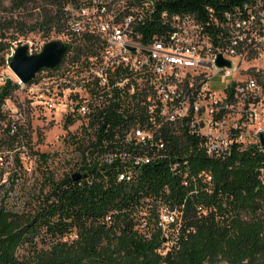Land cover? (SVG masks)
Returning <instances> with one entry per match:
<instances>
[{
	"label": "built area",
	"instance_id": "obj_1",
	"mask_svg": "<svg viewBox=\"0 0 264 264\" xmlns=\"http://www.w3.org/2000/svg\"><path fill=\"white\" fill-rule=\"evenodd\" d=\"M60 8L64 28L56 40L68 46L62 61L29 82L15 80L18 89L2 104L0 208L32 213L30 184L37 185L32 205L46 192L31 127L47 113L62 112L63 126L79 135L73 149L81 158L85 151L87 164L110 166L119 182H134L144 167L162 162L193 195L199 182L209 190L214 182L210 170L191 169L195 150L224 162L246 150L264 155L263 0L221 15L209 9L207 20L159 11L157 0H61ZM20 43L7 50V64ZM26 44L29 54L44 46ZM219 57L229 64L220 65ZM215 77L221 89L213 88ZM183 208L154 195L137 206L136 229L150 237L155 224L163 256L179 246ZM77 237L73 231L63 239Z\"/></svg>",
	"mask_w": 264,
	"mask_h": 264
},
{
	"label": "trees",
	"instance_id": "obj_2",
	"mask_svg": "<svg viewBox=\"0 0 264 264\" xmlns=\"http://www.w3.org/2000/svg\"><path fill=\"white\" fill-rule=\"evenodd\" d=\"M4 1L0 0V7ZM247 1L157 0V8L207 20L209 9L221 15ZM28 2L39 10L33 23L0 20V53L17 39L9 34L12 27L22 35L63 30L61 0H15L14 8L22 9ZM9 37L12 40L7 42ZM18 87L11 77L0 84V121L6 117L2 104ZM84 154L76 172L82 174L79 179L73 173L61 179L43 174L47 189L34 212L16 214L0 208V264H264V182L260 179L264 155L246 150L224 162L195 150L191 169L210 170L214 182L210 190L199 182L200 191L189 195L162 162L144 167L136 181L126 183L117 181L106 164L101 168L97 162L87 164ZM40 158L45 162L48 156L42 153ZM148 195L184 205L179 246L164 256L157 252L164 237L155 224L150 237L136 229L137 206ZM200 206L207 212L200 213ZM73 231L78 237L65 241L63 237Z\"/></svg>",
	"mask_w": 264,
	"mask_h": 264
},
{
	"label": "rangeland",
	"instance_id": "obj_3",
	"mask_svg": "<svg viewBox=\"0 0 264 264\" xmlns=\"http://www.w3.org/2000/svg\"><path fill=\"white\" fill-rule=\"evenodd\" d=\"M15 0H5L0 7V20L4 21L5 19H24L29 24L34 22V18L37 17L39 12L35 8L36 4L33 2H28L22 6V9H15ZM16 27H12L9 31V34H14L16 36V41L21 42L20 44H26L28 40L38 44H45L51 40H56L58 33L54 30L47 35L43 32H29L27 34H19L15 31ZM7 42L11 41L12 38L9 37L6 39ZM15 41V40H13ZM7 51L0 53V78L2 77H11L13 80H18V77L9 67V64L6 62ZM222 80L220 77H215L213 82L214 89H221ZM18 100L21 96L16 95ZM23 96V94H22ZM62 112H57L52 116V113H47V116L43 119L34 118L33 124L31 127V149L34 154H37L38 157L42 153L47 154L48 158L45 162H42L41 159H38L39 173L43 176L48 174L53 175L56 179H61L65 174L71 172L78 168L81 162V155L79 149H73V145L80 141L78 134H73L68 132L67 128L63 126L62 123ZM55 119V120H52ZM3 173V172H2ZM31 182V177L29 176ZM36 184H30L29 189V207L34 209L35 205H32L30 198L32 193H36ZM20 188H17L19 194L17 197L20 199L22 196L20 194ZM47 189V188H46Z\"/></svg>",
	"mask_w": 264,
	"mask_h": 264
},
{
	"label": "water",
	"instance_id": "obj_4",
	"mask_svg": "<svg viewBox=\"0 0 264 264\" xmlns=\"http://www.w3.org/2000/svg\"><path fill=\"white\" fill-rule=\"evenodd\" d=\"M67 50L68 46L60 40L46 42L42 51L35 54H29L28 45L21 44L16 48L9 67L18 79L26 83L35 78L41 68H53L60 64ZM218 63L220 65L229 64V62L222 60L221 57H219ZM80 177H82L81 173L73 174L74 179H79Z\"/></svg>",
	"mask_w": 264,
	"mask_h": 264
}]
</instances>
